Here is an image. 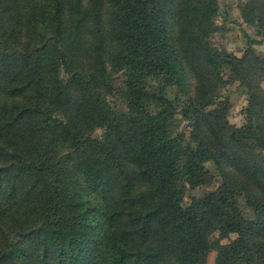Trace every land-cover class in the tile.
Returning a JSON list of instances; mask_svg holds the SVG:
<instances>
[{
    "label": "trees",
    "instance_id": "trees-1",
    "mask_svg": "<svg viewBox=\"0 0 264 264\" xmlns=\"http://www.w3.org/2000/svg\"><path fill=\"white\" fill-rule=\"evenodd\" d=\"M262 2L247 0L245 19L264 25ZM216 12V0H0V264H205L212 250L213 264H264V125L252 110L264 91L236 127L225 99L188 89L197 63L242 81L253 59L264 77L251 48L210 44ZM168 85L187 97V133L167 131ZM114 90L124 110L108 105ZM210 160L223 181L182 205L210 181Z\"/></svg>",
    "mask_w": 264,
    "mask_h": 264
},
{
    "label": "rangeland",
    "instance_id": "rangeland-1",
    "mask_svg": "<svg viewBox=\"0 0 264 264\" xmlns=\"http://www.w3.org/2000/svg\"><path fill=\"white\" fill-rule=\"evenodd\" d=\"M247 0H216L217 12L213 19V23L216 28L209 37V42L212 46L221 51L231 53L235 56H242V54L251 48L254 54L264 58V25L255 19V22L245 19L242 13L243 5ZM254 6H258L262 1L253 0ZM262 12L264 13V1L262 2ZM257 12V11H256ZM258 14V12H257ZM197 73L191 69H187L188 89L191 95L199 96L201 94H215L217 100L225 99L227 103L225 114V120L236 127H240L246 123V114L249 107V99L256 91H264V77H259L255 73L258 69V65L254 64V60L246 62L243 65L242 81L240 79H232L231 73L228 67L221 68L219 74L215 75L210 72V69L206 65L196 64ZM109 68V67H108ZM115 80L112 83V87L120 88L121 78L119 74L114 75ZM201 76L208 77L212 82H205V86H201ZM153 85L149 84L147 87L153 91ZM163 94L166 98L170 99L176 109V113L167 125V131L169 133L182 132L185 133L191 130V122L183 118L181 114L182 107L186 103V95L181 93L175 86H166L163 88ZM121 94L114 90L111 94H108L107 100L111 106H115L116 109L124 110V104L120 100ZM148 109L155 112L157 109L154 103L148 105ZM207 109H210L208 107ZM253 112H258L259 117L254 114V120L256 123H262L264 120V111H256L257 107H254ZM262 120V121H261ZM102 133L101 129H96V135ZM227 165V164H224ZM205 167L208 169L211 175L210 181L192 189H188L182 199V205L190 203L192 197H200L207 192L215 190L224 177L215 161H207ZM230 172H234L233 168L228 169ZM83 182L82 179H80ZM237 204L242 214L247 219H252L254 213L248 206L246 198L243 194L237 196ZM224 242H227L224 240ZM216 258V251L212 250L206 257L205 264H213ZM16 264V263H15Z\"/></svg>",
    "mask_w": 264,
    "mask_h": 264
}]
</instances>
